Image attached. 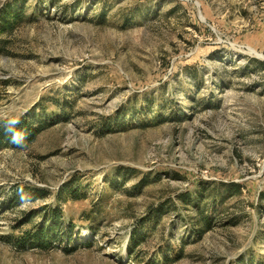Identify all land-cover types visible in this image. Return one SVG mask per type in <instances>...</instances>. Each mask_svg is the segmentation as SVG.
Segmentation results:
<instances>
[{"label":"rangeland","instance_id":"1","mask_svg":"<svg viewBox=\"0 0 264 264\" xmlns=\"http://www.w3.org/2000/svg\"><path fill=\"white\" fill-rule=\"evenodd\" d=\"M24 15L0 54V122L64 115L0 150V264H264V0H27ZM53 210L71 239L18 251L14 226Z\"/></svg>","mask_w":264,"mask_h":264},{"label":"trees","instance_id":"2","mask_svg":"<svg viewBox=\"0 0 264 264\" xmlns=\"http://www.w3.org/2000/svg\"><path fill=\"white\" fill-rule=\"evenodd\" d=\"M27 0H13L10 4L0 8V54H8L5 50L7 44V37L12 35V33L23 24H26L30 18L24 15V7ZM257 62V61H256ZM258 63V62H257ZM60 112V113H59ZM56 112V114H51L48 118L38 117L34 119L28 117L27 115L21 116L17 119L19 123L14 126L13 132L18 134L16 141H13L12 135L6 130V123L9 120H3L0 122V150L4 147H12L15 149L26 148L32 143H34L36 137L44 130L48 129L53 123L55 117L63 116V110ZM225 187H231L233 189V195H238L240 193V187L235 184L225 185ZM14 193L17 191V188L13 189ZM38 191L37 188H32L28 192V196H31V193H35V196L41 197L40 194H36ZM73 201H79L82 199L83 195L78 193L72 194ZM34 196V198H35ZM191 196L189 194H182L179 196V201L182 206H186L191 201ZM159 212V209L155 214ZM199 214L193 218L191 221V227L201 235L208 227L210 226V219L208 216L203 215V211L200 210ZM60 212L59 210L51 211L50 223L44 227L33 228L31 230H21L20 224L14 226V230L18 231V236H15V247L18 251L28 250H37V251H48L52 248L53 244L57 241H61L62 237L66 235L71 239L72 232V223L68 222L66 227H63L60 222ZM67 229V230H66ZM65 230V231H64ZM131 242L134 243V236H131ZM66 252V249L64 250Z\"/></svg>","mask_w":264,"mask_h":264},{"label":"clouds","instance_id":"3","mask_svg":"<svg viewBox=\"0 0 264 264\" xmlns=\"http://www.w3.org/2000/svg\"><path fill=\"white\" fill-rule=\"evenodd\" d=\"M18 123H19V121L15 120V119L9 120L6 123V130L10 133H13V135H12L13 141H16L18 138V134L13 132L14 126L17 125Z\"/></svg>","mask_w":264,"mask_h":264}]
</instances>
